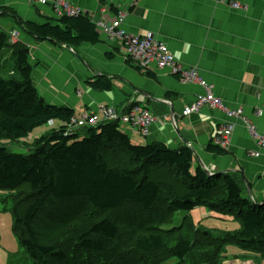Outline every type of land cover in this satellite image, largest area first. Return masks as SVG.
Wrapping results in <instances>:
<instances>
[{"label":"trees","instance_id":"1","mask_svg":"<svg viewBox=\"0 0 264 264\" xmlns=\"http://www.w3.org/2000/svg\"><path fill=\"white\" fill-rule=\"evenodd\" d=\"M23 26L39 38L74 49L101 41L88 13L42 24L25 21ZM7 45L9 33L0 31V56ZM13 48L17 71L0 75V139L20 141L38 127L60 123L35 138L28 153L0 146V190L24 198L11 197L14 206L9 208L28 264H107L108 259L110 264H166L173 259L169 264H222L231 245L264 258V203H254L237 175L212 176L201 166L193 172L195 156L189 146L134 143L119 121L68 129L75 110L47 102L32 79L30 50L23 43ZM104 82L94 86L110 88ZM209 149L227 153L213 144ZM70 200L85 201L94 218L78 227L64 221L44 234L48 223L39 222L44 209ZM130 205L140 213L124 219L123 230L116 215ZM201 206L233 214L241 228L213 232L194 226L189 212ZM178 211L186 214L172 226ZM189 222L194 230L185 231ZM191 255L194 259L188 260Z\"/></svg>","mask_w":264,"mask_h":264},{"label":"crops","instance_id":"2","mask_svg":"<svg viewBox=\"0 0 264 264\" xmlns=\"http://www.w3.org/2000/svg\"><path fill=\"white\" fill-rule=\"evenodd\" d=\"M52 1L55 0L42 4L0 0V31L9 33L5 50H10L12 56L13 47L21 43L30 50L34 65L32 79L47 102L70 107L77 115L97 110L101 104L119 111L137 104L147 109L155 121L148 137L132 123H120L121 130L134 143H165L174 149L189 146L195 156L193 172L201 166L212 176L237 175L254 203H264V146L255 141L244 120L236 123L226 154L210 151L209 146L216 145L214 137L229 119L224 111L213 107H204L188 116L183 114L184 108L203 92L200 84L183 82L164 70L148 74L126 56L123 44L105 35L95 45L84 44L74 49L27 31L23 26L25 21L42 24L58 17ZM65 1L91 15L95 22L112 21L119 12L125 13L124 27L128 32L136 35L153 32L184 66L197 67L228 107H242L246 120L264 135V0ZM234 2L240 3L241 8H232ZM13 30L19 32L18 43L11 41ZM102 81L110 88L94 86ZM258 110L263 113L257 115ZM59 124L56 120L47 125L53 128ZM43 134L42 130L35 138ZM251 152L260 155L251 156ZM201 207L203 217L215 212L208 206ZM215 213L222 219L229 215ZM230 216L238 220L233 214ZM232 255L240 257L226 258L222 264H260L257 262L261 261L254 253L241 251Z\"/></svg>","mask_w":264,"mask_h":264},{"label":"built area","instance_id":"3","mask_svg":"<svg viewBox=\"0 0 264 264\" xmlns=\"http://www.w3.org/2000/svg\"><path fill=\"white\" fill-rule=\"evenodd\" d=\"M29 3L45 4L48 0H27ZM219 3H228V0H214ZM230 3V2H229ZM55 13L58 17L63 15L76 16L81 13H86L79 7L65 1H52ZM232 8H241L240 3H231ZM125 13L119 12L116 18L112 21H98L97 28L101 35H105L109 40L119 42L124 45L126 56L133 61L141 70L155 71L164 70L171 74L177 75L183 82L197 83L203 87V92L197 95L196 100L190 106L184 108V115H191L201 111L204 107L219 108L225 112L229 121L221 126L218 133L214 137L215 144L225 149L229 148L231 136L235 129L236 123L241 119L247 126L249 133L257 141L264 146V135L260 133L251 121L246 120L243 108L232 109L228 107L224 101L215 94L214 85L205 80L197 67H186L179 62L169 48V46L157 39L153 32H148L145 35H136L128 32L124 27ZM19 32L11 31V41L19 42ZM262 110L256 111L257 115H261ZM107 121H119L120 123H132L140 128L144 137H148L151 130V125L155 118L150 112L140 107L139 105H131L129 109L119 111L114 107L101 104L97 110H87L81 114H76L70 121L68 129L76 130L87 126H98ZM251 156H259V152H251Z\"/></svg>","mask_w":264,"mask_h":264},{"label":"rangeland","instance_id":"4","mask_svg":"<svg viewBox=\"0 0 264 264\" xmlns=\"http://www.w3.org/2000/svg\"><path fill=\"white\" fill-rule=\"evenodd\" d=\"M10 50H5L2 56L0 57V75L2 76H12L14 74H11V70H16V64L14 61V58L9 55ZM17 71V70H16ZM18 72L15 74L17 76ZM54 127H57L55 125ZM53 127V128H54ZM52 127L50 125H44L41 127H38L35 129L30 135L29 138L22 139L20 141L13 142L9 139H0V146H7L14 152H22V153H28L30 152L29 148L27 146L34 144V138L40 131H44V133L48 132ZM82 133V132H81ZM11 194H14L10 192V190H0V264H11V259L14 258L15 262L13 264H28L27 258H24L25 252L24 249L21 247L19 238L14 230V215L12 213V207L14 204L11 202L13 199L18 200H24V198H21V195L15 197V196H9ZM18 194V193H17ZM10 199V202L4 204L2 201H6ZM11 207V209L9 208ZM197 209V210H195ZM194 210L190 211L189 214L192 215V223L194 226L198 225L200 228L209 229V230H235L240 228V222L234 217H231L230 215H225L226 218H218V214L215 212H212V216L210 217H203L201 208H195ZM90 208L88 204L83 200H70L68 203L65 202L64 204L61 203H55L52 204L51 207L47 206L44 209V214H42V218H40V223L42 225L43 220L47 221V226L43 230V233L46 235H49L52 228L55 227L58 223H68V227H78L81 222H85L86 219L93 217L90 216ZM136 213H140L138 211L137 207L130 205L124 211L121 213H117L116 218L120 222L121 228L124 230L125 226L123 225V221L126 218L134 217ZM58 214L57 220H52V218ZM186 213L184 211H178L172 226L178 225L182 221V216ZM148 216H152V214H146L144 217L147 218ZM51 218V219H50ZM94 218V217H93ZM45 221V222H46ZM116 221V220H115ZM146 221H148L146 219ZM149 222V221H148ZM70 224V225H69ZM191 223L189 222L186 227L185 231L189 230L188 227ZM194 230L193 228L191 231ZM242 250L238 248L237 246H228L227 250L225 251V256L231 258H234V252H241ZM259 258L260 255L256 254ZM255 256V255H253ZM256 257V256H255ZM254 257V258H255ZM188 260H193L194 258L191 256L188 257ZM196 258V256H195ZM197 257L196 259H198ZM257 258V259H259ZM257 263L264 264V258H260ZM101 261V260H100ZM112 260H107V264H110ZM171 261H175L174 259ZM166 261V264L171 263ZM29 264H31V261L28 260Z\"/></svg>","mask_w":264,"mask_h":264},{"label":"water","instance_id":"5","mask_svg":"<svg viewBox=\"0 0 264 264\" xmlns=\"http://www.w3.org/2000/svg\"><path fill=\"white\" fill-rule=\"evenodd\" d=\"M68 47H70V46H68ZM71 48V47H70ZM209 173V172H208ZM209 175H211V173H209ZM243 177V176H242ZM243 179H245L244 177H243Z\"/></svg>","mask_w":264,"mask_h":264}]
</instances>
